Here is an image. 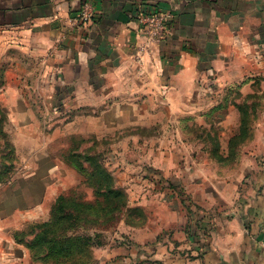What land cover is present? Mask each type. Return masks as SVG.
<instances>
[{
    "label": "crops",
    "instance_id": "0c3cea01",
    "mask_svg": "<svg viewBox=\"0 0 264 264\" xmlns=\"http://www.w3.org/2000/svg\"><path fill=\"white\" fill-rule=\"evenodd\" d=\"M84 2L0 0V102L16 130L35 127L37 97L75 109L77 129L116 130L156 124L164 108L237 114L215 105L264 82V0H92L88 22L79 20ZM153 10L173 17L165 39L148 47L139 15ZM170 143L187 150L172 147L155 161L167 164L162 174L178 191L157 200L155 230L130 235L135 244L154 243L140 264H264V139L234 166L202 151L200 139ZM40 171L0 190V264L32 261L13 232L50 203ZM129 253L122 259L136 255Z\"/></svg>",
    "mask_w": 264,
    "mask_h": 264
},
{
    "label": "rangeland",
    "instance_id": "374dc122",
    "mask_svg": "<svg viewBox=\"0 0 264 264\" xmlns=\"http://www.w3.org/2000/svg\"><path fill=\"white\" fill-rule=\"evenodd\" d=\"M250 94L253 96L249 98L235 90L229 98L215 105L217 109L231 106L237 114L229 116L221 112L208 116L176 115L164 108L156 124H151L149 119L122 129L101 128L100 131L86 129L83 123L77 129L75 109L66 113L62 99L47 101L41 97L32 100L36 109L35 127L24 132L16 130L2 100L0 111L5 115L0 123V190L11 187L17 176L41 169L47 189L50 187L49 205L38 209L34 219L13 232L15 241L31 255L32 261L28 264H58L53 260L32 258L34 251L28 243L32 242L39 252L51 251L58 256L65 241L76 247L74 237L81 236H87L89 242L96 245H88L79 252L74 257L75 264L144 262L145 252L150 251L154 243L135 244L130 235L140 228L144 230L147 225L148 232L155 230L151 219L157 200L175 193L178 187L170 183L171 177L162 174L167 164L155 160L163 158V152L172 147L176 152L187 150L186 146L170 143L177 140V136L185 141L200 139L205 143L200 149L210 153L212 158L237 156L230 155L233 152L240 156L242 150L250 149L253 141L264 139V82ZM241 104L248 106L252 114L241 115ZM243 118L244 123L252 124V130L240 128ZM222 165L235 164L222 162ZM107 189L113 192L109 194ZM182 190L178 193L187 203V192ZM51 219L53 224L48 227L45 238L34 242L35 235L45 229ZM113 246L120 251L110 252ZM128 250L134 251L135 257L122 259L131 255Z\"/></svg>",
    "mask_w": 264,
    "mask_h": 264
},
{
    "label": "trees",
    "instance_id": "16d2710c",
    "mask_svg": "<svg viewBox=\"0 0 264 264\" xmlns=\"http://www.w3.org/2000/svg\"><path fill=\"white\" fill-rule=\"evenodd\" d=\"M252 96L253 95H251V94L247 95V97H249V98ZM240 106H241V108H239V109L241 111V115L245 116L247 114H252V112H250V110L248 109V106H246L245 104H241ZM0 115H1L0 116V123H1L4 119L5 114H3L2 111H0ZM240 128L243 130H246V129L252 130L253 127H252V124H247V122L244 123V118H243V122H241ZM239 141L235 142L236 145H238ZM231 152H233V151L231 150ZM232 154L237 155V156H229V155L226 156L223 154L224 156L221 155L219 160L223 161L225 163H234L235 164V160L239 157V155H238V153H234V152L230 153V155H232ZM1 179H0V181H1ZM106 191L109 194H110V192H113V190H110V189L109 190L107 189ZM53 220H54V218H53ZM53 220L51 219L50 222H47V225H46L47 227L45 226V229L38 231V233L35 235V238L33 239L34 242H35V240H36V242H39V240L45 238L47 232L49 231V230H47L48 227L49 226H50V228L52 227ZM74 239L77 240L78 246H76V247H72V245L69 246L67 244V242L65 241L63 246L62 245L60 246V249H59L60 254L58 256L55 254H52L51 251H46V252L40 251L39 252L33 246L32 242H30V244L28 243V246L34 251L32 258H34L35 260L37 259V260H42V261H47V262L50 260H53V261L57 262L58 264H62V263L67 264L68 262L72 261V263L75 264V260H74L75 258L74 257L79 252H82L85 248H87L88 245L93 246L96 244L94 242H89L90 238H88L87 236L74 237ZM76 264H78V262ZM81 264H83V263H81Z\"/></svg>",
    "mask_w": 264,
    "mask_h": 264
},
{
    "label": "built area",
    "instance_id": "2783aa9c",
    "mask_svg": "<svg viewBox=\"0 0 264 264\" xmlns=\"http://www.w3.org/2000/svg\"><path fill=\"white\" fill-rule=\"evenodd\" d=\"M92 16V0H86L80 11L79 20L88 22ZM172 17L170 12L160 10L143 12L139 15L141 30L146 38L148 47L150 45L160 44L165 39L170 29Z\"/></svg>",
    "mask_w": 264,
    "mask_h": 264
}]
</instances>
